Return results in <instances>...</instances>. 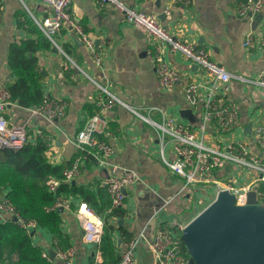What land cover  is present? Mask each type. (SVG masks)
Masks as SVG:
<instances>
[{
  "label": "crops",
  "instance_id": "1",
  "mask_svg": "<svg viewBox=\"0 0 264 264\" xmlns=\"http://www.w3.org/2000/svg\"><path fill=\"white\" fill-rule=\"evenodd\" d=\"M121 1L135 9L156 14L166 30L186 42L203 47L211 59L222 63L233 74L254 76L264 67V5L260 11L240 17L236 9L242 0H188L187 4L174 0ZM69 11L93 39L102 54V62L99 66L94 64L70 26L55 36L61 49L66 46L65 54L54 46L37 52L39 68L44 73V95L61 98L67 103L65 115L59 121L60 129H46L42 124L38 127L51 136L47 152L51 161H66L70 165L77 157L75 134L84 120L95 112L94 101L98 97V89L88 77L105 85L125 103L140 111L147 106H159L167 114L187 122L195 121L196 109H191L190 116L186 117L180 114V110L188 108L183 99V87L188 81L203 79L200 70L189 66L180 54L167 53L166 59L183 76L171 88L162 89L157 83L153 64L146 56L147 49H153L156 44L149 34L126 23L121 11L107 2L100 5L97 0H71ZM48 12L43 0H0V80L5 85L12 82L6 66L8 44L20 37H32L17 25L18 15L26 13L32 19L31 13L40 20ZM246 36L251 38L253 46L243 45ZM230 96L239 111L234 136H249L250 131L247 133L245 130L251 118L258 117L264 124V91L233 80ZM15 110L25 113L22 108L16 107ZM100 116L96 134L112 146L111 160L133 169L140 177V182L125 188L122 207L126 215L115 221L132 236L146 225V235L150 237L155 227L151 223L153 217L171 220L172 209L178 210L180 202L172 204L170 213L163 209L158 212L173 195L179 181L156 155V140L147 123L136 119L122 105L104 110ZM81 159L80 173L73 182L88 186L94 192L105 189L109 170ZM197 190L199 187L194 192L198 193ZM69 199V207L60 211L61 229L67 236L66 248H61L74 250L72 264H96L101 261V254L94 250L92 255L83 238L84 217L78 212V207L84 202L72 196ZM119 219H122L121 224ZM31 233L32 243L41 247L52 264H64L56 255L54 259L49 255V250L55 253L56 246L55 237L49 231L40 227ZM113 234L120 250L126 241L121 240L118 245L117 240L121 239L118 229ZM134 264H157L143 240L136 246Z\"/></svg>",
  "mask_w": 264,
  "mask_h": 264
},
{
  "label": "built area",
  "instance_id": "2",
  "mask_svg": "<svg viewBox=\"0 0 264 264\" xmlns=\"http://www.w3.org/2000/svg\"><path fill=\"white\" fill-rule=\"evenodd\" d=\"M49 12L37 20L30 13L34 22L48 37L54 46L64 51L56 43L55 36L60 30L70 26L78 35L80 42L99 66L102 54L94 41L82 29L81 24L73 18L69 11L71 0H43ZM187 4L188 0H174ZM98 4H112L121 11L124 20L130 26L149 34L156 42L153 49H147L146 56L153 64L154 74L162 89L171 88L182 78V72L166 59V54H180L189 66L200 70L203 79L192 80L183 87V99L191 112L196 109V119L187 122L167 112L159 106L145 107L146 114L136 107L130 106L113 94L108 87L88 77L98 89V97L94 101L96 110L88 116L77 130L74 143L78 150L90 155L97 165L105 167L109 173L105 179V189L111 199L112 207H122L125 188L140 182L139 175L131 168L114 163L112 146L97 137L96 132L104 110L122 105L136 119L147 123L153 132L157 144V156L167 169L177 177L179 185L170 199L160 206L158 212L165 210L166 205L180 202L181 199L194 197L196 187L227 190L235 195V204L246 202V193L255 191L258 203L264 196L259 187L264 182V124L258 117L249 120V136H234L239 123V111L230 96L233 80L250 84L264 91V67L254 76H244L229 72L222 63L210 58L208 52L198 45L186 42L163 27L156 14L147 13L126 5L121 0H97ZM264 0H242L236 12L240 17H247L261 10ZM264 43V41H262ZM243 45L253 46L249 36ZM66 100L45 95L41 102L26 108L23 115H17L16 107L11 101L6 85L0 80V149H18L26 142H33L40 136L38 129L42 124L46 129L59 128V121L66 112ZM192 109V110H191ZM21 114V113H20ZM157 114L159 120L152 117ZM81 158L76 157L68 168L62 172L60 179L50 177L46 184L52 194L62 182H72L80 173ZM199 192V191H198ZM70 205L69 198L57 197L52 209ZM179 210V208H178ZM78 212L83 214V238L93 243L95 253L101 254L99 245L103 234V221L86 205L79 204ZM94 214V215H92ZM91 216L94 218L92 219ZM14 220L26 232L31 233L41 226L32 219L25 220L15 211L13 205L3 194L0 197V221ZM190 221V220H189ZM184 222L177 214L171 220H159L156 217L155 227L150 237L146 235L145 225L135 236H132L120 249L118 264H134L138 242H146L147 248L157 264H190L188 252L181 239ZM55 243V241H54ZM56 257L64 264H72L74 250L55 246ZM42 256L47 257L45 252ZM97 264V263H96Z\"/></svg>",
  "mask_w": 264,
  "mask_h": 264
},
{
  "label": "trees",
  "instance_id": "3",
  "mask_svg": "<svg viewBox=\"0 0 264 264\" xmlns=\"http://www.w3.org/2000/svg\"><path fill=\"white\" fill-rule=\"evenodd\" d=\"M17 25L32 37H20L11 41L6 51V66L12 82L6 85L11 101L22 109L38 105L44 98L42 81L44 73L39 68L37 52L54 46L39 26L26 15H18ZM55 47V46H54ZM66 53V46H63ZM90 115V114H89ZM97 135V134H96ZM98 137V136H97ZM51 143L49 132L41 130L33 142H26L18 149H0V194H4L17 214L25 220H35L55 237V245L66 248L67 236L61 229L62 217L58 208L52 209L57 197H76L103 221V234L99 245L101 261L97 264H118L119 247L113 232L118 229L121 240L128 241L132 235L115 219L123 218V207H112L106 189L96 192L88 186L60 182L57 193L47 189L50 177L60 179L69 167L66 161L53 162L47 152ZM78 150V149H77ZM77 157L96 161L78 150ZM75 155V156H76ZM259 189L264 192V182ZM264 205V196L260 200ZM0 264H52L42 256L39 245L32 243L31 236L14 220L0 221Z\"/></svg>",
  "mask_w": 264,
  "mask_h": 264
},
{
  "label": "water",
  "instance_id": "4",
  "mask_svg": "<svg viewBox=\"0 0 264 264\" xmlns=\"http://www.w3.org/2000/svg\"><path fill=\"white\" fill-rule=\"evenodd\" d=\"M180 114L190 116L191 111L182 109ZM245 131L248 133L250 126ZM234 199L235 195L220 190L213 201L186 224L181 239L190 264H264V205L258 203L253 190L246 193L244 204H235ZM58 211H62V207ZM155 220L153 217L151 223L155 224ZM118 223L121 224L122 219ZM120 242L118 239L117 244ZM88 247L93 255V243H88ZM49 255L54 259L53 250H49Z\"/></svg>",
  "mask_w": 264,
  "mask_h": 264
},
{
  "label": "rangeland",
  "instance_id": "5",
  "mask_svg": "<svg viewBox=\"0 0 264 264\" xmlns=\"http://www.w3.org/2000/svg\"><path fill=\"white\" fill-rule=\"evenodd\" d=\"M140 111V110H139ZM141 112L146 114L145 110H142ZM17 115H23L17 112ZM152 117L155 118L156 120H159V116L156 114H152ZM148 126V125H146ZM148 129H151L149 126ZM152 131V129H151ZM216 188H207L204 189L202 187H199L198 193L194 195V197H190L189 199L183 198L180 201L179 210L174 211L172 209V214L182 217V220L184 222L191 220L193 217H195L198 213H200L209 203L213 201L215 198V193H216ZM172 204H168L165 207V210L167 213H170V210L172 208Z\"/></svg>",
  "mask_w": 264,
  "mask_h": 264
}]
</instances>
